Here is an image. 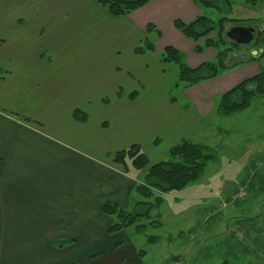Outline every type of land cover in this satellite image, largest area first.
I'll return each mask as SVG.
<instances>
[{"label": "crops", "instance_id": "0c3cea01", "mask_svg": "<svg viewBox=\"0 0 264 264\" xmlns=\"http://www.w3.org/2000/svg\"><path fill=\"white\" fill-rule=\"evenodd\" d=\"M202 13L192 0H153L120 17L95 0H0V264H73L105 238L102 205L135 204L145 172H124L111 156L136 145L156 157L148 164L160 162L201 137L221 95L264 72L262 58L179 98L154 94L164 48L191 68L214 58L194 53L197 44L173 27ZM145 40L153 50L134 54Z\"/></svg>", "mask_w": 264, "mask_h": 264}, {"label": "rangeland", "instance_id": "374dc122", "mask_svg": "<svg viewBox=\"0 0 264 264\" xmlns=\"http://www.w3.org/2000/svg\"><path fill=\"white\" fill-rule=\"evenodd\" d=\"M230 10L229 19L264 27V0H234ZM205 13L213 21L224 16L213 9ZM153 37L149 32L147 40ZM240 47L231 52L230 64L256 49ZM163 66L164 75L158 65L154 73L153 93L179 98L177 64ZM200 127L201 137L190 141L212 156L202 176L179 191L135 194V204L119 211L140 214L136 225L143 229L130 226L102 239L100 233L73 264H264V95L230 116L215 111ZM147 156L149 163L156 160L152 152ZM159 160H169L168 153ZM108 217V227L120 221L117 214ZM87 251L93 254L89 263Z\"/></svg>", "mask_w": 264, "mask_h": 264}, {"label": "trees", "instance_id": "16d2710c", "mask_svg": "<svg viewBox=\"0 0 264 264\" xmlns=\"http://www.w3.org/2000/svg\"><path fill=\"white\" fill-rule=\"evenodd\" d=\"M153 0H95L96 4L107 11L108 14L115 17L125 16L149 3ZM193 3L205 12L207 9H213L222 12L224 16L216 21L211 20L202 13L190 23H183L180 20L173 21V27L185 39L191 40L197 45L194 47V53L201 54L205 50H212L215 53L211 61L202 63L196 68L189 67L183 55L173 47L164 48L160 55L161 63L174 62L178 67V82L183 88H190L202 82L212 80L233 68L249 62H256L264 58V27L260 35L248 47H242L247 50L250 46L256 49L245 60L230 64L229 57L232 51L239 50L238 45L230 42L225 37V32L232 26H251L246 22H240L229 19L227 15L231 12V5L234 0H192ZM224 7V8H223ZM228 25V28H226ZM152 27L148 26L147 30ZM157 32V31H156ZM157 34H159L157 32ZM200 43V44H198ZM240 47V48H241ZM251 48V47H250ZM153 50L152 44L147 40L143 41L134 49V54L143 55ZM249 51V50H248ZM264 95V72L247 79L236 85L230 91L224 93L216 102L215 111L222 116H230L238 111L248 108L253 99ZM135 93L129 95L133 98ZM106 102V101H104ZM73 119L78 122H84L86 117L78 110L73 112ZM27 121L26 119H23ZM208 149L204 146L193 144L189 141H181L169 149V160L160 161L149 167L146 156L136 145L123 149L111 156V162L120 167L124 172L128 169L141 171L148 168V171L136 187L137 194L149 198L153 191L165 194L179 191L185 188L191 182L199 179L204 171L206 164L212 159L207 153ZM160 204V198L156 199ZM139 204V203H137ZM100 212L106 216L117 214L120 221L109 226L106 233L120 231L123 228L135 226L136 230H142V225H136L140 214H125L119 211L113 204H105L100 208ZM153 224V223H152ZM65 243L59 242L62 247Z\"/></svg>", "mask_w": 264, "mask_h": 264}, {"label": "water", "instance_id": "95a60500", "mask_svg": "<svg viewBox=\"0 0 264 264\" xmlns=\"http://www.w3.org/2000/svg\"><path fill=\"white\" fill-rule=\"evenodd\" d=\"M262 30V27L232 26L226 30L225 37L238 46L248 47L260 35Z\"/></svg>", "mask_w": 264, "mask_h": 264}]
</instances>
